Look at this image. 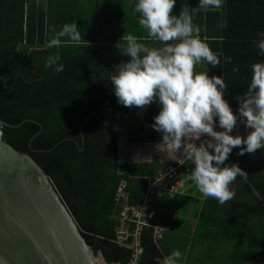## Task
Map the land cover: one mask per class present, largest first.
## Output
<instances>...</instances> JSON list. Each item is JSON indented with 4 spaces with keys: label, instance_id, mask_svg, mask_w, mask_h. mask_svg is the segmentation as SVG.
<instances>
[{
    "label": "trees",
    "instance_id": "trees-1",
    "mask_svg": "<svg viewBox=\"0 0 264 264\" xmlns=\"http://www.w3.org/2000/svg\"><path fill=\"white\" fill-rule=\"evenodd\" d=\"M198 2L176 0L173 14L179 15L182 8L194 13L198 36L220 58L216 68L201 64L196 71L224 79V98L238 114L237 99L247 91L251 66L264 61L257 47L264 38V0H224L221 9L207 11H197ZM134 4L133 0H0V119L20 124L32 118L44 125L41 132L32 121L4 126L3 139L30 154L49 174L95 254L122 263L131 259L136 235L135 223L121 217L123 203L116 198L121 182H126L128 202L137 204L146 194L149 177L177 163L157 157L145 163L120 162L122 136L131 142L162 141V133L152 127L160 111L158 103L148 105L144 121L137 109L130 112L118 102L110 81L116 66L130 59L116 47L123 35L133 34L149 47L159 46L143 39L147 33L139 26ZM225 20L227 26L218 27ZM74 22L82 34L80 45L44 47L53 27L58 31ZM56 52L65 66L62 73L45 67L47 57ZM250 172L241 198L255 190L257 199L241 202L246 218L223 216L239 207L234 201L229 202L232 208L227 214L222 211L229 205L212 197L202 210V237L222 248L225 243L233 247L221 263L214 262L216 254L208 247L207 255L193 258L191 234L176 240L166 229L158 245L152 228L144 227L138 237L143 249L138 264H160L173 250L182 253L178 264H264V174L257 169ZM121 230L128 232L122 240ZM202 237L197 240L204 242Z\"/></svg>",
    "mask_w": 264,
    "mask_h": 264
},
{
    "label": "clouds",
    "instance_id": "clouds-1",
    "mask_svg": "<svg viewBox=\"0 0 264 264\" xmlns=\"http://www.w3.org/2000/svg\"><path fill=\"white\" fill-rule=\"evenodd\" d=\"M175 4L176 0H135L133 10L138 14L139 26L147 33L143 39L159 46L149 47L136 35H123L116 47L120 55L130 59L116 66L110 81L118 102L125 107L143 108L158 103L160 111L152 127L162 133V145L174 157L183 149L178 162L193 165L188 179L205 198L212 197L223 205L234 199L230 185L237 176L247 174L238 164H225L233 148H239L241 156L264 149V61L252 64L247 91L237 99L239 108L235 113L224 98V79L210 76L208 71H196L201 64L216 68L219 55L198 36L194 13L182 8L179 15H174ZM223 6L224 0H199L197 11ZM226 26V20L218 25ZM51 31L45 48L82 43L76 22ZM257 47L264 55V38ZM60 59L59 52L50 54L45 67L62 73L65 66L59 63ZM227 62L231 63V59ZM238 122L249 130L246 137L232 134ZM180 259L182 253L173 250L166 257V264H178Z\"/></svg>",
    "mask_w": 264,
    "mask_h": 264
},
{
    "label": "water",
    "instance_id": "water-1",
    "mask_svg": "<svg viewBox=\"0 0 264 264\" xmlns=\"http://www.w3.org/2000/svg\"><path fill=\"white\" fill-rule=\"evenodd\" d=\"M148 108L137 110L144 121ZM25 121L39 124V132L44 127L32 118L20 124L0 119V125ZM118 236L122 240L127 232ZM99 259L105 258L86 241L49 174L30 154L0 139V264H97Z\"/></svg>",
    "mask_w": 264,
    "mask_h": 264
},
{
    "label": "crops",
    "instance_id": "crops-1",
    "mask_svg": "<svg viewBox=\"0 0 264 264\" xmlns=\"http://www.w3.org/2000/svg\"><path fill=\"white\" fill-rule=\"evenodd\" d=\"M136 109L138 110V108ZM217 128L221 130L218 122ZM248 131L249 130L245 128L242 122H238V125L233 130L232 134H239L246 137ZM239 151V148H233L228 160L225 161V164L227 165L238 164V166L247 173L245 176H237L236 180L230 185L235 196L234 199L229 200L226 204L229 205V202L234 201L239 207H235L237 209L229 214L227 213L232 207L229 205L226 209L223 208L224 211L222 212L227 214L223 216H227L228 218H230L231 214L233 218H246L245 205L241 204V202L248 200L256 203L257 193L254 190L253 193L249 194V197L246 198L244 194L242 196L243 198H241L242 191L245 192L243 186L248 185V179L249 177H252V172H250L251 169H257L264 174V149H258L254 154L245 153L242 156L238 154ZM182 156L183 153H181L180 150L175 153V158L173 153L162 145V141L131 142L125 136L120 138L119 157L121 163H145L152 161L155 157L161 162H178ZM192 167L193 165L187 161H185L183 165L181 164L182 176L188 177ZM162 171L163 170H161L160 173ZM209 198L210 197L205 198L196 189L193 183L189 181L187 187L183 191L173 192L171 194L167 193L163 197L155 198L153 201V208L149 210L148 218H154L155 220L162 222L166 226V229L173 234V237L175 236L176 240L184 239L191 234V237L193 238V246L191 247L190 254L192 256L196 254L195 257L199 258L203 247L207 246L208 241H210L209 246L222 248L219 243L211 241L210 237L209 239L202 237L204 234L201 232L202 229H200V220L203 216V207L208 201H210L208 200ZM197 237H202L204 242L197 240ZM195 242H198L197 247L194 246ZM160 264H164L163 259Z\"/></svg>",
    "mask_w": 264,
    "mask_h": 264
},
{
    "label": "built area",
    "instance_id": "built-area-1",
    "mask_svg": "<svg viewBox=\"0 0 264 264\" xmlns=\"http://www.w3.org/2000/svg\"><path fill=\"white\" fill-rule=\"evenodd\" d=\"M217 127V126H216ZM219 131V129L217 128ZM4 137V125H0V139ZM203 139H207L204 137ZM196 143H199L197 141ZM183 153V149H181ZM149 184L146 194L143 200L137 204H130L128 202L129 193L126 191V182L122 181L116 198L122 201L121 217L124 221H131L135 223V235L136 241L133 245L134 251L131 259L127 263L120 261H107L106 259H99L97 264H138L139 256L143 249L140 246L138 237L141 230L144 227H151L153 230V236L155 242L160 245L161 240L164 238L166 226L159 220L148 218L149 210L153 208V201L155 198L163 197L167 193L180 192L187 187V183L190 181L188 177H184L181 174V164H170L161 173L155 177L149 178ZM126 231V230H122ZM127 232V231H126ZM128 235V232H127ZM166 257L163 258L164 264H166Z\"/></svg>",
    "mask_w": 264,
    "mask_h": 264
},
{
    "label": "rangeland",
    "instance_id": "rangeland-1",
    "mask_svg": "<svg viewBox=\"0 0 264 264\" xmlns=\"http://www.w3.org/2000/svg\"><path fill=\"white\" fill-rule=\"evenodd\" d=\"M133 2H135V0H133ZM209 244H210V241L207 242V246L203 247V250L201 251L200 255H202V254L204 256L207 255V253L209 251H207L205 248L208 247ZM224 246H225V248H215L213 246L208 247V250L212 249L214 251V253L216 254V258L214 259V262L221 263L220 260L224 254H226V255L231 254V250L233 249L232 245H228L227 243H225ZM193 258H194V256H193ZM228 258H229V256H228ZM243 262H244V260H243ZM207 264H208V262H207ZM230 264H235V263H230Z\"/></svg>",
    "mask_w": 264,
    "mask_h": 264
}]
</instances>
